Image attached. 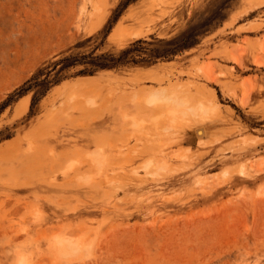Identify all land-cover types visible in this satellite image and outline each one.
Returning <instances> with one entry per match:
<instances>
[{"label":"rangeland","instance_id":"374dc122","mask_svg":"<svg viewBox=\"0 0 264 264\" xmlns=\"http://www.w3.org/2000/svg\"><path fill=\"white\" fill-rule=\"evenodd\" d=\"M5 102L0 264H264V0H0Z\"/></svg>","mask_w":264,"mask_h":264},{"label":"trees","instance_id":"16d2710c","mask_svg":"<svg viewBox=\"0 0 264 264\" xmlns=\"http://www.w3.org/2000/svg\"><path fill=\"white\" fill-rule=\"evenodd\" d=\"M143 40L142 39H138L134 42H132L128 47L122 49L119 53V58H116V59H110L111 62H105V63H93L91 65L90 68H83V69H80L79 71H77L76 73H80V74H84V73H91L92 71H94L95 69H98V68H104V67H107V68H113V67H117V66H120V65H124L126 63H137V60H135L133 57H136L138 52H140V49L136 46L138 45V43L142 42ZM177 49H168L164 52H161V53H156L155 57H168V55H171V54H174L175 51ZM140 55V54H138ZM111 55L110 54H101L99 55V57H110ZM75 57H80V58H75ZM84 55L82 56H77V55H72V54H69V55H66V56H63L62 58H60L57 62H54L53 65H56L57 63H63L62 66L60 67V69L56 72L55 76L62 70L68 68V67H71V66H74L75 64L77 63H84ZM128 57H132L130 60L126 59ZM49 72H47L46 76L49 75ZM57 79L53 80V82H56ZM24 90H26V88H20L16 91L15 95H19L21 94ZM6 104L3 103L2 107H4V105Z\"/></svg>","mask_w":264,"mask_h":264},{"label":"bare ground","instance_id":"6f19581e","mask_svg":"<svg viewBox=\"0 0 264 264\" xmlns=\"http://www.w3.org/2000/svg\"><path fill=\"white\" fill-rule=\"evenodd\" d=\"M117 32H118V30H117ZM119 33V32H118ZM115 34V32L113 31V33H112V35H114ZM121 34V33H120ZM139 35V31H132V32H129V33H124L123 35H121V37H125V36H138ZM76 85H78V87H83V86H86V82L85 81H81V82H79V83H77ZM80 87V88H81ZM75 88H77V87H75ZM163 90V89H162ZM164 91V90H163ZM156 92V91H155ZM158 93H159V91H158ZM161 93H163V92H161ZM166 94H168L167 92H166ZM161 97H162V95L161 94H159ZM164 95V94H163ZM154 96V95H153ZM160 97V98H161ZM151 98V97H150ZM157 98V97H156ZM168 98V97H167ZM159 98H157V100H158ZM162 100H163V98H161ZM150 100V99H149ZM153 100V99H152ZM154 100H155V98H154ZM153 100V101H154ZM157 100H155V101H157ZM161 100V101H162ZM164 100H166V97L164 98ZM153 102V103H156V102ZM159 101H160V99H159ZM158 102V101H157ZM205 107V106H204ZM207 107V106H206ZM205 107V108H206ZM208 108H209V106L207 107V110H208ZM201 110H203L202 108H201ZM203 112V111H202ZM84 161V160H83ZM81 162V161H80ZM164 166V165H163ZM63 172H64V170H63ZM65 173V172H64ZM63 173V174H64ZM214 175H216L217 176V174L216 173H214ZM220 179V178H219ZM221 180H222V178H221ZM218 181V180H217ZM52 182H54L53 180H52ZM218 184V183H217Z\"/></svg>","mask_w":264,"mask_h":264}]
</instances>
